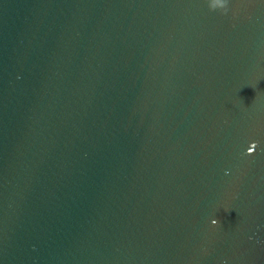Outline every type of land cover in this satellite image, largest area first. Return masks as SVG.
Masks as SVG:
<instances>
[{"label":"water","instance_id":"obj_1","mask_svg":"<svg viewBox=\"0 0 264 264\" xmlns=\"http://www.w3.org/2000/svg\"><path fill=\"white\" fill-rule=\"evenodd\" d=\"M0 264H264V0H0Z\"/></svg>","mask_w":264,"mask_h":264}]
</instances>
